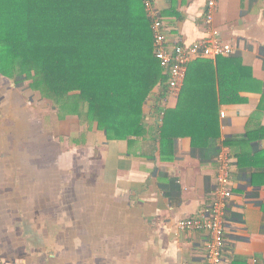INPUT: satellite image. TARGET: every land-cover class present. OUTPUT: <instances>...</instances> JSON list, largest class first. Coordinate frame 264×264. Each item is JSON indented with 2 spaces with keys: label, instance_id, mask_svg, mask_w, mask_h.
I'll list each match as a JSON object with an SVG mask.
<instances>
[{
  "label": "crops",
  "instance_id": "crops-1",
  "mask_svg": "<svg viewBox=\"0 0 264 264\" xmlns=\"http://www.w3.org/2000/svg\"><path fill=\"white\" fill-rule=\"evenodd\" d=\"M152 1L170 47L207 37L208 0ZM214 26L249 75L238 82L244 101L219 106L220 137L205 146L179 138L162 154L157 87L145 136L108 141L95 129L76 144L78 118L57 117L56 149L55 111L37 112L0 75V263L208 264V233L177 224L214 201L226 154L236 168L221 264H264V0H220ZM182 87L162 107L175 109Z\"/></svg>",
  "mask_w": 264,
  "mask_h": 264
},
{
  "label": "trees",
  "instance_id": "trees-1",
  "mask_svg": "<svg viewBox=\"0 0 264 264\" xmlns=\"http://www.w3.org/2000/svg\"><path fill=\"white\" fill-rule=\"evenodd\" d=\"M0 75L30 81L60 121L77 117L76 144L95 129L108 141L148 134L145 105L159 87L163 154L179 138L193 147L217 140L219 106L244 101L238 85L249 72L236 57L194 61L177 107L166 110L169 75L143 0H0Z\"/></svg>",
  "mask_w": 264,
  "mask_h": 264
},
{
  "label": "built area",
  "instance_id": "built-area-1",
  "mask_svg": "<svg viewBox=\"0 0 264 264\" xmlns=\"http://www.w3.org/2000/svg\"><path fill=\"white\" fill-rule=\"evenodd\" d=\"M147 13L152 18V31L156 58L169 75V89L177 92L181 89L186 78L188 66L200 59L216 61L221 57H231L235 53L232 44L225 42L220 31L214 26L215 12L220 0H208L205 14L207 37L189 47L181 44L170 47L166 31L158 11L155 10L152 0H143ZM225 114H222L224 117ZM220 166L217 174L215 199L196 217L178 222L181 230L204 231L210 236L207 243V263L221 264L225 252V233L230 202L233 198V171L235 161L221 154L218 157ZM5 264V263H0Z\"/></svg>",
  "mask_w": 264,
  "mask_h": 264
},
{
  "label": "rangeland",
  "instance_id": "rangeland-1",
  "mask_svg": "<svg viewBox=\"0 0 264 264\" xmlns=\"http://www.w3.org/2000/svg\"><path fill=\"white\" fill-rule=\"evenodd\" d=\"M13 83H14V85H15V87L17 88V90H19V91H21L22 93H23V95H24V97H25V99H26V101H28V103H31L32 104V106L33 107H35L36 108V111L37 112H44L43 110V108H42V106H41V104H46L47 106H45L46 108H47V110L50 112L51 111V113L53 114V112L55 111V114H54V118H55V130H54V135H56V145H55V148L57 149H59V147H58V142H57V139L59 140V142L60 143H63V141H62V136L61 135H63L64 133H63V129L62 128H60V126H59V123L57 122V112H56V110L54 109V107H53V104L50 102V101H48V100H45V99H43L42 98V96H41V94H40V92H33L31 89H29L28 87H29V84L31 83L30 81H26L25 83H22V84H20V85H17L14 81H12ZM11 83L10 82H6V85H10ZM7 87V86H6ZM49 121L51 120V118H47ZM72 128V129H71ZM67 130H70V131H67ZM67 130H66V128H65V131H66V133L68 134L69 132L73 135L74 133H76L77 131H78V127L75 125V126H73V127H68L67 128ZM62 144H60V146H61ZM66 145V144H65ZM73 149V148H72ZM62 156L60 155V158H61ZM59 158V159H60ZM58 158L56 157L55 158V160H57ZM58 159V160H59ZM62 159V158H61ZM72 164H73V162H72ZM75 164V163H74ZM76 164H78V163H76Z\"/></svg>",
  "mask_w": 264,
  "mask_h": 264
}]
</instances>
